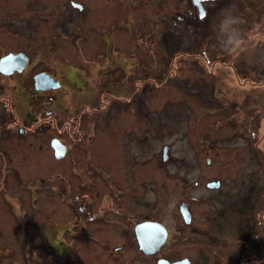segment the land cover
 <instances>
[{"label": "rangeland", "instance_id": "obj_1", "mask_svg": "<svg viewBox=\"0 0 264 264\" xmlns=\"http://www.w3.org/2000/svg\"><path fill=\"white\" fill-rule=\"evenodd\" d=\"M69 1L85 11L72 8ZM145 1L147 5L140 6L138 0H0V57L7 50L26 49L32 53L33 72L67 74L80 63L77 47L89 58L100 50L95 26L104 10L114 8L110 59L129 72L127 85L116 86L114 93L116 99L125 97L114 104V134L121 140L99 132L85 141L114 148L107 149L103 162L114 165L118 175L124 165L115 148L124 141L132 154L139 141L145 142V159L139 157L133 176L145 180L147 211L174 229L186 228L178 210L181 203L188 204L193 216L190 230L172 242L170 256H185L193 264H264V0H216L207 3L209 13L197 22L190 20L193 17L178 20L189 13L182 5L165 6L154 15L158 0ZM225 11L244 20L239 25L243 46L232 53L222 49L225 38L217 34ZM102 63L106 61L98 59L93 67ZM155 69L162 75L157 82ZM22 84L29 108L12 100L15 116L24 117L26 108L33 114L51 110L62 126L59 117L69 109L63 93L54 92L49 106L43 95L30 94L31 82ZM83 95L77 97L78 111L93 114L98 104ZM34 103L36 109H31ZM51 136L44 132L4 141L9 167L17 176L5 178L0 194V264H64L48 256L42 229L43 178L65 174L62 166L50 165L37 146ZM215 181L217 189L207 188ZM25 184L35 190L34 199ZM27 211L34 219L32 231L26 227V233L22 225ZM54 214L59 217V211ZM245 232L255 236L238 262L237 239ZM25 237L29 241L23 246L18 239Z\"/></svg>", "mask_w": 264, "mask_h": 264}, {"label": "flooded vegetation", "instance_id": "obj_2", "mask_svg": "<svg viewBox=\"0 0 264 264\" xmlns=\"http://www.w3.org/2000/svg\"><path fill=\"white\" fill-rule=\"evenodd\" d=\"M193 1L158 0L153 4L155 6L154 15L161 14L165 6L182 5L188 9L189 13L186 16H178V20L184 22L185 19L193 17L190 20L196 21L207 16L210 11L207 3L213 0H200L203 8L202 16L199 15L198 8ZM138 3L140 6L147 5L145 0H138ZM69 4L80 12L85 11L80 3L69 1ZM97 5L100 11L104 10L103 3ZM92 11L99 12L96 9ZM104 12V17L97 20L95 26L99 28L98 34L101 38L100 45H102L100 50L89 58L84 56L83 47H77L76 60L78 59L80 63L75 62L74 68L72 67L74 70H69L67 74L62 73L58 76V74L43 69L36 73L33 72L30 57L32 53L30 54L26 49L7 50L0 57L1 59L10 53H21L28 59L21 71L15 70L10 75L0 72V105L3 107L0 112V194L5 192V178L10 175L17 176L15 170L9 167L11 160L7 159L8 154L4 153V141L6 139L11 141L18 138L28 139L44 132L51 135L52 132V136L47 137L45 143L37 145L41 152L45 151L43 155L50 165L62 166L60 168L65 169V174L55 172L43 178V186L40 188L44 192L45 217L42 229L48 256L58 258L64 264H157L160 260H166L169 263L188 260L190 264H193L185 256L173 257L169 254L172 242L178 243L179 236L184 230H190L193 225L191 212L189 211V224H185L181 216L186 226L185 229L171 228L159 214L147 211L145 180H136L133 176L139 157H142V160L145 159V142L139 141V146L132 149L134 151L132 154L130 147L124 141H121L123 143H120V148H115L122 153L121 160L124 165L119 172L121 175H118V170L114 165L113 167L104 166L106 164L103 161L108 156V148L85 141L99 132H107L111 138L121 140L120 136L114 134V104L115 101L125 97L121 96L116 99L114 93L116 86L127 85L129 72L120 65H115L110 59V55L114 52V42H110L114 8L104 10ZM98 59L105 60L106 63L96 64L93 67ZM70 62L72 63V60ZM139 71L141 74L146 73L144 69H139ZM40 73L56 79L60 87L46 90L36 89L34 77ZM152 74L154 81L161 80L162 75L159 70H153ZM25 80L31 82L30 94L43 95L42 97L48 100L46 104L49 106L54 92L63 93L61 99L67 102L69 109L59 117L62 126L57 124L52 115L54 112L51 110L37 111L35 114L28 110L30 101H27L29 98L26 92L22 91V83ZM145 80L139 79V82ZM82 93L83 96H90V102L98 104L99 108L95 109L93 114H90L89 110H86L88 114L78 111L77 97ZM12 100L22 107L24 104L22 102L26 103L25 106L28 108L25 107L27 110L24 117L15 116ZM31 105V109L32 107L36 109L37 103ZM82 114L89 116L83 117ZM22 118L25 120L22 121ZM86 124L87 126H84ZM113 139L111 144L117 146L118 143H115ZM53 140H57L58 143L52 142ZM56 148L59 149L56 150ZM112 149L114 148L108 150ZM30 184H25V186L29 189L30 197L34 199L35 190L29 188ZM31 198L28 197V201ZM56 211H59V217L54 214ZM24 213L27 219L22 225V230L27 233L26 227H30L32 231L34 218L29 211ZM146 222L161 224L166 229L164 243L158 249L150 250L149 253L140 249L136 233L137 229ZM15 230L17 231V228ZM28 234L30 235L31 232ZM18 240L23 246L28 245V237ZM27 256L29 259L28 251L25 253V258Z\"/></svg>", "mask_w": 264, "mask_h": 264}, {"label": "water", "instance_id": "obj_3", "mask_svg": "<svg viewBox=\"0 0 264 264\" xmlns=\"http://www.w3.org/2000/svg\"><path fill=\"white\" fill-rule=\"evenodd\" d=\"M194 4L198 8L199 15H203V8L200 4V0H194ZM27 57L24 54H8L0 59V72L6 75H10L13 71H21L22 68L27 63ZM35 88L38 90H46V89H56L60 87L59 82L50 77L45 73H40L35 75ZM52 142L58 143L57 140H53ZM59 148H56L58 150ZM167 148H163V157L166 158ZM60 157V156H57ZM209 163V160H206ZM209 189H217L219 187V182H210L206 184ZM179 212L183 217L184 223L189 224L190 222V213L188 210V204L183 202L179 206ZM138 235V239L140 242V249L143 252L149 253L150 250L158 249L166 238V229L158 223L146 222L143 223L136 231ZM152 250V251H153ZM157 264H190L188 260H180L173 263H169L166 260H160Z\"/></svg>", "mask_w": 264, "mask_h": 264}, {"label": "clouds", "instance_id": "obj_4", "mask_svg": "<svg viewBox=\"0 0 264 264\" xmlns=\"http://www.w3.org/2000/svg\"><path fill=\"white\" fill-rule=\"evenodd\" d=\"M243 23V18L235 15L233 11H225L222 14L217 26V34L225 38L222 49L226 52L232 53L241 50L244 41L239 25Z\"/></svg>", "mask_w": 264, "mask_h": 264}, {"label": "trees", "instance_id": "obj_5", "mask_svg": "<svg viewBox=\"0 0 264 264\" xmlns=\"http://www.w3.org/2000/svg\"><path fill=\"white\" fill-rule=\"evenodd\" d=\"M199 20H201V18H199ZM197 21L198 20H196V22ZM193 25L196 26V28H199V26H202V25H199V24H196V23H193ZM254 236H255V234H254V232H252L250 234H248V233L241 234L238 237L237 241H238V244L240 245V248H239V251H238V262L241 260L243 253L246 252L247 245L250 243L251 238L254 237Z\"/></svg>", "mask_w": 264, "mask_h": 264}]
</instances>
